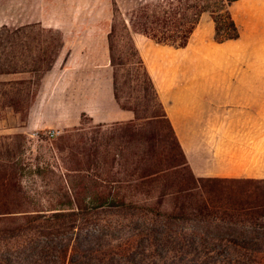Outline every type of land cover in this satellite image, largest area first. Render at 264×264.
Masks as SVG:
<instances>
[{
	"label": "trees",
	"instance_id": "trees-1",
	"mask_svg": "<svg viewBox=\"0 0 264 264\" xmlns=\"http://www.w3.org/2000/svg\"><path fill=\"white\" fill-rule=\"evenodd\" d=\"M235 1L151 0L124 14L112 0L107 43L113 95L134 119L95 123V136L77 139L78 153L70 157L74 167L64 169L78 175L62 174V206L50 209L39 208L37 197L25 190L18 146L1 142L20 135L0 137V264H264V179L192 174L132 38L137 32L157 44L184 48L207 13L216 43L237 39ZM62 44L59 30L37 23L0 26V74L31 75L0 81L1 108L26 116ZM161 122L164 130L155 127ZM105 127L113 132L104 133ZM70 141L64 136L57 148L70 147ZM115 167L128 171L129 179L122 180L135 189L146 187L151 199L145 207L121 195L119 179L99 173ZM35 172L41 173L37 166ZM99 213L118 219L90 237L80 222Z\"/></svg>",
	"mask_w": 264,
	"mask_h": 264
},
{
	"label": "crops",
	"instance_id": "crops-1",
	"mask_svg": "<svg viewBox=\"0 0 264 264\" xmlns=\"http://www.w3.org/2000/svg\"><path fill=\"white\" fill-rule=\"evenodd\" d=\"M238 1L239 11L233 14L240 31L237 39L216 43L213 26L205 40L195 44L194 31L186 47L174 48L132 32L190 170L197 177L264 179V0L234 3ZM111 5L112 0L105 6L103 0H0V26L37 23L59 30L63 40L51 68L41 76L27 110L25 132L45 127L47 122L38 121L41 116L62 118V106L57 108V104L64 102L77 104L79 116L97 123L134 119V113L121 108L113 95L107 43ZM198 44L225 52L224 59L213 57V66L225 74L238 70L236 76L185 78L188 71L183 60L190 49L195 60ZM17 78L23 75L0 74V80ZM104 80L108 86L105 94L101 88ZM73 84H89L92 90L90 94L82 88L73 91ZM76 123L50 124L58 128Z\"/></svg>",
	"mask_w": 264,
	"mask_h": 264
},
{
	"label": "rangeland",
	"instance_id": "rangeland-1",
	"mask_svg": "<svg viewBox=\"0 0 264 264\" xmlns=\"http://www.w3.org/2000/svg\"><path fill=\"white\" fill-rule=\"evenodd\" d=\"M122 13H126L129 9L135 7L139 3L151 1V0H116ZM107 0H103L104 6ZM240 7V1L233 3L231 5V12L233 14H237ZM106 9V8H105ZM111 13H112V5H111ZM213 33V23L210 19L209 14L205 13L195 29L194 38L195 44L199 41L205 40L206 36ZM193 49H190L186 54L183 60V67L187 68V75L185 78L191 79L195 77V80H202L206 78H218L220 76H236L233 74H237L239 71L234 70L232 73H223L220 72L218 68L213 66L212 59L214 56L221 57L224 59L226 57L225 52H221L220 49H216L212 46H207L203 44H198L195 46V60L193 58ZM179 59V57H176ZM195 61V68H194ZM188 66V67H187ZM23 78L17 79H29L31 77L30 74L21 73ZM91 76V74H90ZM113 77V70H112ZM8 80H16V79H8ZM5 81V80H0ZM72 86L73 91L75 88L77 89H86L87 93L90 94L92 90V86L87 84L81 86ZM107 82L104 80L101 88L105 94L107 89ZM38 88V87H37ZM74 95V94H73ZM76 95V94H75ZM90 96V95H89ZM66 97V96H65ZM35 98V96H34ZM33 98V99H34ZM67 98V97H66ZM33 102V100H32ZM31 102V103H32ZM31 105V104H30ZM62 106V107H61ZM62 108L64 116L62 118L57 117H45L41 116L38 118V121H45L48 124L41 129L35 130L33 132H25L23 127L25 125L26 116L21 112L15 111L11 107H0V137L2 136H13L20 135L11 139H3L1 142L6 143V146L9 148H13V146L17 145L18 150L17 154H19V158L22 159L23 169L20 172L22 184L25 190L29 191L31 194L37 197L39 200V208L42 209H50L53 207H61L62 204H59V197L61 196L63 190H58V186L64 184V177L62 174L67 175L68 179L75 178V172H67L64 168L65 166H73L74 164L71 162V152L77 154V149L75 148V144L77 139L80 136L90 138L95 136V130L92 128L93 124L97 123L91 120L88 116L78 115V105H73L72 102H64L62 105L57 104V108ZM54 121H62L63 122H73L77 121L76 124L70 126H59L55 128L51 126V122ZM114 123V122H113ZM111 124V123H108ZM84 126L85 129L76 131L73 128ZM109 126V125H107ZM155 126V125H154ZM165 123L161 122L157 124L155 127L158 129L164 130ZM56 130L57 134L53 137L48 136V131ZM104 133H111L113 130L110 127H105L103 129ZM70 135L71 143L68 146H63V150H59L57 145L61 143V138L64 136ZM98 138V137H97ZM101 140V138H99ZM88 146V144L86 145ZM113 154V151H111ZM66 161V162H65ZM31 165L33 171H30L27 167ZM39 168L41 173L35 172L36 166ZM74 167V166H73ZM99 173L103 178L107 179H119L120 182L116 183L119 192L122 194H126L129 199L136 201L138 206L145 207L144 203H149L148 195L145 194V186H141L137 189L130 183L128 184L129 179L128 171H119L118 167H115L113 170L108 172L107 170H100ZM129 185H132L129 186ZM66 190V188H65ZM65 201V200H62ZM146 201V202H145ZM165 208L169 207V204L164 205ZM117 216H106L102 213L92 214L89 217H86L83 221L80 222V226L82 232H86L90 237L99 233V229L101 226L107 224H113L117 220Z\"/></svg>",
	"mask_w": 264,
	"mask_h": 264
},
{
	"label": "built area",
	"instance_id": "built-area-1",
	"mask_svg": "<svg viewBox=\"0 0 264 264\" xmlns=\"http://www.w3.org/2000/svg\"><path fill=\"white\" fill-rule=\"evenodd\" d=\"M47 134H48L49 137H53V136H55L57 134V131L52 129V130L48 131Z\"/></svg>",
	"mask_w": 264,
	"mask_h": 264
}]
</instances>
